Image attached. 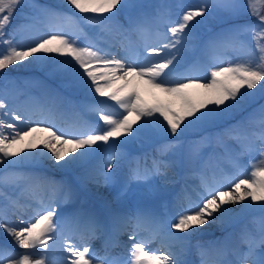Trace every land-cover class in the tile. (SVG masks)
<instances>
[{"label": "snow or ice", "instance_id": "6c2138e0", "mask_svg": "<svg viewBox=\"0 0 264 264\" xmlns=\"http://www.w3.org/2000/svg\"><path fill=\"white\" fill-rule=\"evenodd\" d=\"M60 7L64 10L0 0V78L5 85L0 91V170L12 178V191L20 193L13 198L0 191V231L22 250L0 247V264H188L183 256L192 237L202 234L199 229L231 225L253 212L261 215L239 237L245 250L229 249L228 236L197 242L198 264H264V0H247V10L259 17V24L233 25L205 44V51L242 49L246 55L217 59L204 66V75L181 71L186 51L195 47L211 18L220 12L238 17L244 5L227 0L178 4L175 21L171 5L155 6L150 14L135 0H62ZM17 9L23 22L12 25ZM84 26L96 30L94 38ZM150 28L155 40L145 39L134 57L119 55L107 39L120 37L123 47L133 34L143 36ZM82 38L83 44L78 42ZM13 66L38 68L61 88L82 96L77 105L43 81L35 82L46 96L75 110L78 127L58 129L52 121L54 105H39L37 123L18 96L10 106L8 84L14 82L5 70ZM88 113L98 120L87 119ZM192 133L198 138L190 140L185 152L183 141ZM228 140L236 141L240 151L233 152ZM145 141L158 144L157 152L167 159L153 157L151 166L141 164L132 150ZM257 143L259 159L245 166L240 156L251 155ZM100 145L107 146L108 155L93 166ZM213 145L224 149L220 158L228 159L233 173L220 169L207 174L217 157L214 152L206 157L202 149ZM45 162H51L54 172L79 173L77 182L48 174L41 167ZM125 163L127 172L118 179L115 170ZM185 163L188 175L200 179L195 199L186 186L178 192L169 187L178 185ZM20 166L27 170L17 171ZM89 184L97 191L116 186L119 207L107 219L92 207H60L78 200L80 189ZM37 191L49 195L40 197ZM161 204L167 209L163 213ZM131 224L127 259L109 258L107 242L103 256L92 247L98 236L111 240ZM144 225L149 226L146 236L139 231ZM155 240L158 248L151 247Z\"/></svg>", "mask_w": 264, "mask_h": 264}, {"label": "rangeland", "instance_id": "374dc122", "mask_svg": "<svg viewBox=\"0 0 264 264\" xmlns=\"http://www.w3.org/2000/svg\"><path fill=\"white\" fill-rule=\"evenodd\" d=\"M51 1L55 2L58 5H61V3H62V0H51ZM140 1H142V0H135V2H137V3H139ZM173 1H176V2L174 4H172L173 7H171V14H172L171 17L172 18H175V19H178V16L176 14L180 11V9L176 7V5H178V4H182V5H195V4H197V3L200 2V0H173ZM28 2H36V3H40V4H45V5H48L49 7L53 8L52 6H50V3H46V1H44V0L43 1L42 0L41 1L38 0V2L36 0H30V1L28 0ZM227 2H232V3H237V4L244 5L245 6V11L240 16H238V17H230L227 12H220L217 16L211 18L210 19V22H213L214 24L217 23V25H218L213 30L214 35L216 33L220 32L221 30L225 29L224 28L225 24L231 25V26L238 25V24H249V23L250 24H259V18H256L257 20L256 19L254 20V18L256 16L251 15V13L247 10V0H227ZM144 5L147 6L144 9V11H146L148 13L149 12L152 13V6L153 5H160V4L159 3H157V4H150V3H148V4H144ZM163 5H170V4L168 3V1L167 2L164 1L163 2ZM53 9L57 10L56 8H53ZM20 11H21L20 9H17V13L14 14V18L12 20V25H16L18 23L23 22L22 17L19 14ZM23 11L27 12L28 9H24ZM57 11H60V10H57ZM84 27H85V30H88L87 31L88 36L94 38L95 37L96 30L92 26H84ZM243 38L245 40H247L248 47L251 48L252 50H255V43L252 41L251 36L250 35H245ZM25 39L27 40V37H25ZM208 39L209 38H207V40ZM207 40L205 39L204 45L206 44ZM78 42L83 44L86 41H84L83 38H82ZM220 50L221 51H225L226 50L227 51L226 53L228 55H231L233 57V61H235L237 59H241V58H243L246 55V52L244 50H242V49H231V50H228V49H220ZM204 51H205V49H204ZM202 52H203V50H201L200 54ZM206 52H209V51H206ZM192 54H193V51H188V54L186 55L185 62H187L192 57ZM9 69H11V70L9 71L7 69L9 71V72L7 71L8 72V79L10 81L14 82V83H9L8 84V92H10V93L13 92V91H15L14 88H16V86H17V85H15V82H16V79L21 76L22 70H23V72H26V71L33 72V70H38V68H35V67H21V66H13V67H11ZM11 71H14V72H11ZM41 72H42V75H44V77H46L47 80H50L51 79L50 77L46 76L43 71H41ZM2 76L3 75L1 74L0 77H2ZM53 79H54V81H56L55 83L59 84V82H58L57 79H55V78H53ZM2 86L3 87L5 86L4 85V80L2 78H0V88ZM67 91H69V90H67ZM77 96H79L83 100V97L82 96H80V95H77ZM97 98H100V97H97ZM100 99H102V98H100ZM108 103H111V102H108ZM95 117H97V116H95ZM206 134H211V133H206ZM197 138L198 137L189 138V139L191 140V139H197ZM150 143H152V141H145L143 143H137L135 145V147H140L142 145L143 146H146V145H148ZM226 143H227L228 147L233 152H239L240 151L239 144H237L236 141H234V140H228V141H226ZM212 147H215L216 150L217 149L220 150L219 149V146L213 145ZM187 148H188V146L185 148V152H186ZM205 148L206 147H204L202 149V151H204ZM220 148H222V147H220ZM258 150H259V148H258ZM221 156L223 157V155H221ZM240 161L245 166H249L251 162L256 161V158L249 159V157L248 156L246 157V155L244 154V155H241L240 156ZM45 163H51V162H45ZM214 171H216L217 173H219V171H217V170H214ZM77 175H79V173H77ZM1 184H2V181H1ZM15 195L18 196L17 194H15ZM230 207H232V206H230ZM235 207H239V205H237ZM218 226L219 225H212V226H208L207 225L206 227L213 228V229H215V228H220L221 229L222 228L221 226L220 227H218ZM231 235H232V233H230L229 237H231ZM239 237H240V235H239Z\"/></svg>", "mask_w": 264, "mask_h": 264}, {"label": "bare ground", "instance_id": "6f19581e", "mask_svg": "<svg viewBox=\"0 0 264 264\" xmlns=\"http://www.w3.org/2000/svg\"><path fill=\"white\" fill-rule=\"evenodd\" d=\"M110 39V38H108ZM120 40V39H119ZM105 46V45H103ZM118 47L121 46L120 43H118L117 45ZM113 51L117 52L119 55L121 56H124V55H128V56H132L134 57L133 55H130V54H126V53H123V52H120L118 49H114ZM222 59V58H220ZM224 60V59H223ZM226 61V60H225ZM195 71V70H194ZM190 74H193V75H202V73H196V72H193V73H190ZM146 99H150V98H147ZM35 108L39 109V106L37 107V105H35ZM23 127V126H21ZM104 161V160H103ZM102 161V162H103ZM50 163H45L43 165L44 169H46L48 171V174H59L60 172H54L53 169H50L48 167ZM112 185H110L108 188H104V187H101L98 191L96 189V187L94 185H91L89 184L87 188H85L86 191H89V194L95 198V204L97 205L98 208H101V209H104V210H108V207L106 206V203L108 202L109 200V197H112L110 196L111 195V190H110V187ZM38 195V194H37ZM39 196V195H38ZM92 202H94V200L91 199ZM207 225L203 226L204 228L206 227ZM200 232V231H199ZM202 232V231H201ZM0 238H3L4 241H9V242H6V243H11L10 241V238H8L6 236V234H4L2 231H0ZM12 244V243H11ZM156 244H159L158 242H156ZM187 254V253H186Z\"/></svg>", "mask_w": 264, "mask_h": 264}]
</instances>
